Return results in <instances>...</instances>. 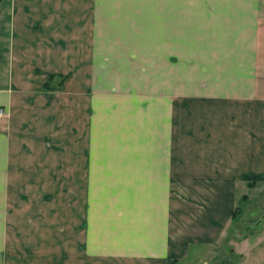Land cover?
<instances>
[{
	"label": "crops",
	"instance_id": "crops-1",
	"mask_svg": "<svg viewBox=\"0 0 264 264\" xmlns=\"http://www.w3.org/2000/svg\"><path fill=\"white\" fill-rule=\"evenodd\" d=\"M136 1L0 0V264H183L264 182V0Z\"/></svg>",
	"mask_w": 264,
	"mask_h": 264
},
{
	"label": "rangeland",
	"instance_id": "rangeland-1",
	"mask_svg": "<svg viewBox=\"0 0 264 264\" xmlns=\"http://www.w3.org/2000/svg\"><path fill=\"white\" fill-rule=\"evenodd\" d=\"M119 1L111 0L112 10L118 11V7L113 5ZM148 1L144 0L145 3ZM135 2L140 1L127 0V7L123 8L126 11L127 19L125 23L120 25L127 31V34H132L129 36L133 41L132 46L142 44L141 46L144 49L149 48L150 7L135 6ZM112 25H116L118 30L119 24ZM238 197L237 206H240V212L233 219L228 235L220 243L200 247L201 253L199 255L194 254L197 247H193L188 259L183 264H240L243 261L238 250L240 247L237 241L244 239L246 236H252L255 244L260 239L256 236L261 234L263 230L264 220L260 225L258 224L264 217V182H255L253 185L250 183L240 184Z\"/></svg>",
	"mask_w": 264,
	"mask_h": 264
},
{
	"label": "trees",
	"instance_id": "trees-1",
	"mask_svg": "<svg viewBox=\"0 0 264 264\" xmlns=\"http://www.w3.org/2000/svg\"><path fill=\"white\" fill-rule=\"evenodd\" d=\"M66 76L62 74H52L46 84L42 87V91L46 93L48 98L54 96L53 92L58 91L64 87ZM255 182H251L253 185ZM240 206H237L233 212L232 218L235 219L238 212H240Z\"/></svg>",
	"mask_w": 264,
	"mask_h": 264
},
{
	"label": "built area",
	"instance_id": "built-area-1",
	"mask_svg": "<svg viewBox=\"0 0 264 264\" xmlns=\"http://www.w3.org/2000/svg\"><path fill=\"white\" fill-rule=\"evenodd\" d=\"M7 111L4 106L0 105V129L3 127V119L6 117Z\"/></svg>",
	"mask_w": 264,
	"mask_h": 264
},
{
	"label": "water",
	"instance_id": "water-1",
	"mask_svg": "<svg viewBox=\"0 0 264 264\" xmlns=\"http://www.w3.org/2000/svg\"><path fill=\"white\" fill-rule=\"evenodd\" d=\"M263 220H264V217H263V219L261 220V222H260L258 225H260V224L262 223Z\"/></svg>",
	"mask_w": 264,
	"mask_h": 264
}]
</instances>
